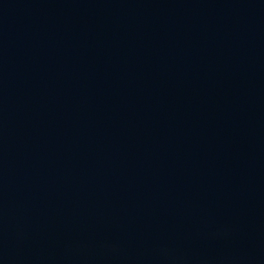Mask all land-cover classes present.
<instances>
[{
  "label": "water",
  "instance_id": "water-1",
  "mask_svg": "<svg viewBox=\"0 0 264 264\" xmlns=\"http://www.w3.org/2000/svg\"><path fill=\"white\" fill-rule=\"evenodd\" d=\"M0 264H264V0H0Z\"/></svg>",
  "mask_w": 264,
  "mask_h": 264
}]
</instances>
